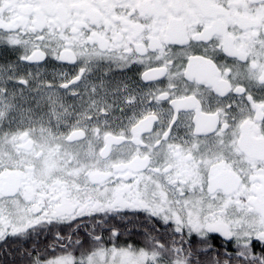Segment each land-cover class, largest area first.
<instances>
[{"label": "snow or ice", "instance_id": "snow-or-ice-1", "mask_svg": "<svg viewBox=\"0 0 264 264\" xmlns=\"http://www.w3.org/2000/svg\"><path fill=\"white\" fill-rule=\"evenodd\" d=\"M0 264H264V0H0Z\"/></svg>", "mask_w": 264, "mask_h": 264}]
</instances>
